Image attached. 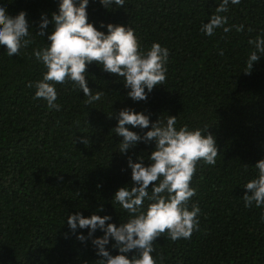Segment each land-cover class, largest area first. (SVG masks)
Segmentation results:
<instances>
[{
  "label": "trees",
  "instance_id": "obj_1",
  "mask_svg": "<svg viewBox=\"0 0 264 264\" xmlns=\"http://www.w3.org/2000/svg\"><path fill=\"white\" fill-rule=\"evenodd\" d=\"M2 4L12 16L26 12L33 36L12 57L0 46V264H96L91 239L102 231L82 243L66 219L100 208L97 214L110 215L112 223L126 219L112 196L130 182L127 159L141 156L148 164L153 144L118 152L121 138L112 129L125 107L149 114L150 122L172 115L177 127L207 128L218 150L215 165L197 162L190 182L196 194L188 207L200 208L198 230L187 240L171 241L166 233L156 238V264H264L262 210L254 202L246 208L242 198L243 184L257 174L252 165L264 158V56L252 69L246 64L254 50L248 41L264 36V0L230 3L220 15L231 30L217 28L211 36L200 28L215 13V0H125L110 9L89 0L88 19L98 30L106 31L101 22L129 25L142 47L155 41L169 49L166 80L134 102L120 78L93 62L86 66L87 84L104 92L102 100L86 105L72 82L57 83L59 110L34 99L35 88L28 87L45 71L32 50L47 42L52 25L43 37L34 32L41 13L50 20L57 12L58 0ZM127 127L141 135L148 130ZM76 232L87 236L88 230ZM113 242L106 248L115 255Z\"/></svg>",
  "mask_w": 264,
  "mask_h": 264
},
{
  "label": "clouds",
  "instance_id": "obj_2",
  "mask_svg": "<svg viewBox=\"0 0 264 264\" xmlns=\"http://www.w3.org/2000/svg\"><path fill=\"white\" fill-rule=\"evenodd\" d=\"M215 2V13L200 28L207 36L213 35L217 28L224 32L231 30L225 27L227 17L220 13L226 12L230 3L238 5L241 0ZM99 3L110 9L113 5L122 7L125 0H99ZM88 4L89 0H58L57 12L51 14L50 20L41 13L39 31L34 32L43 37L47 26L52 25L47 32V42L32 50V55L45 71L40 80L28 84V87L35 88L33 98L44 100L50 110H59L55 85L66 81L83 92L86 105L102 100L104 92L93 91L87 84L89 73L86 66L93 62L104 72L120 78L128 90L127 97L134 102L146 100L153 88L164 85L166 80L167 47L155 41L147 48L142 47L129 25L101 22L100 28H106V31L98 30L88 19ZM231 27L237 32L243 30V25ZM30 30L25 11L12 16L5 11V4L0 5V46H5L9 57L18 55L20 49L31 42L33 30ZM248 43L254 45L246 60L247 67L252 69L253 63L264 56V36L257 35ZM220 54L223 55L222 50ZM116 119L112 131L121 138L119 153H127L139 142L153 144L146 157L148 164L141 156L135 162L131 157L127 159L130 182L118 187L112 196V201L127 213L126 219H120L118 225L112 223L110 215L97 214L103 211L100 208L87 217L80 212L69 214L66 223L82 243L92 238L97 229L102 231V236L91 239L96 255L100 257L95 260L96 264H156L152 255L156 238L166 233L171 241L187 240L199 228V206L194 203L190 209L188 207L190 198L196 194L190 182L198 161L216 164L215 138L211 133L205 134L207 128L177 127V116L172 115L158 116L150 122L149 114L125 107L119 110ZM128 125L148 130L141 135L130 130ZM252 167L257 174L243 184L248 191L242 198L246 208L253 206L254 202L255 207L262 210L261 220H264V158ZM77 228H87V236L77 233ZM110 239L114 241L111 248L116 250L115 255L106 248Z\"/></svg>",
  "mask_w": 264,
  "mask_h": 264
}]
</instances>
